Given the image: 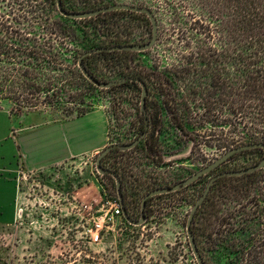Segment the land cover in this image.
<instances>
[{
  "label": "rangeland",
  "instance_id": "374dc122",
  "mask_svg": "<svg viewBox=\"0 0 264 264\" xmlns=\"http://www.w3.org/2000/svg\"><path fill=\"white\" fill-rule=\"evenodd\" d=\"M116 1L151 8L159 23L157 43L141 56L153 71L148 85L150 106L164 104L163 121L156 132L159 145L155 151L143 144L124 158L125 161L130 155L133 160L131 167L134 174L128 177L127 182L133 193L132 186L141 181L157 183L158 187L173 185L232 148L229 123H202L203 117L208 120L216 115L224 120L231 117L225 87L216 93L209 76H199L201 85L196 87L186 86L180 81V84L174 85L160 82L157 76L160 72L164 73L166 67L172 71L194 64H198L199 68L206 67L201 65L199 57L190 53L191 47L198 41L181 31L190 30L193 19L190 18L187 24L177 22L178 18H183L184 12H191V15L206 23L218 26L223 23L221 26H224L229 18V7L225 0L220 3L217 0H169L174 1L177 9L178 13L174 15L167 0ZM39 3L40 0H0V10L15 14L22 12V8L36 9ZM108 21L116 22L118 28H122L119 33L130 42H147L151 38L152 25L148 16L118 13ZM200 74L202 71L197 75ZM84 95L87 108L105 113L106 146L131 142L140 135L143 123L140 83L103 89L90 87L85 89ZM64 97L65 100L69 98L68 95ZM89 103L93 106L90 107ZM175 104L180 115L174 113ZM189 104L193 105L192 113L188 115L186 129H181L178 124ZM211 105L214 109H208ZM78 106L68 101L57 108L47 106L15 112L7 103L0 109V114L16 122V127L13 126L10 133L16 137L22 128L20 124L31 112L43 114L49 122L75 116L76 113L66 116V109H76ZM169 106H173L172 112ZM102 150L82 153L41 170L27 168L22 155H16V171L10 178L11 184L0 183V264H197L188 238L187 221L192 207L217 170L179 191L154 197L146 205V212L150 213L146 221L135 225L124 215L113 214L119 196L116 180L104 176L96 167L97 157ZM117 158L123 161L115 156L110 161ZM258 158L256 153H240L223 163L220 170L244 168ZM262 191L264 182L252 192L262 198ZM252 195L229 200L227 207L238 209L237 217H231L225 210L221 220L213 215L214 224L221 221L225 229L238 228V236L242 239L248 238L249 231L262 236L264 215H259L253 221L245 220L248 211L257 210L256 199ZM135 201L132 217L139 219L142 198ZM260 203L264 205L262 201ZM97 229L99 235L95 238ZM208 230L206 233L200 231L197 235L204 259L207 264H225L227 250H210Z\"/></svg>",
  "mask_w": 264,
  "mask_h": 264
},
{
  "label": "trees",
  "instance_id": "16d2710c",
  "mask_svg": "<svg viewBox=\"0 0 264 264\" xmlns=\"http://www.w3.org/2000/svg\"><path fill=\"white\" fill-rule=\"evenodd\" d=\"M221 1L224 0H217L218 3ZM225 1L229 7V18L224 26H221L223 23L218 26L201 21L191 15V12H184L183 18L177 19L180 24L181 22L187 24L190 18L193 19L190 30L180 28L179 31L198 41L194 47H191L190 53L199 57L201 65L206 67L199 68L198 64H194L195 66H185L175 71L166 67L164 73L157 74L158 80L171 85L183 82L186 86L196 87L201 85L199 76H207V78L209 76L216 93L224 87L227 89L232 115L228 120L222 119L219 115L212 120L203 117L202 123L208 121L218 125L229 123L232 147L255 142L264 143V0ZM62 3L64 9L68 11H85L118 2L62 0ZM167 4L170 5L172 13L177 15L174 1L167 0ZM22 10L20 13L14 12L15 14L3 13L0 10V109H3L7 103L15 112L31 111L47 106L57 108L68 101L80 105L76 109L67 108L66 116L75 113V116H82L91 111L92 109L86 106L84 91L90 87L100 88L82 73L78 65L80 57L93 48L133 43L119 33L122 28H118L116 22L110 23L108 20L118 13L147 16L146 13L133 10L116 9L92 17L75 19L61 14L57 0H40L38 8H22ZM185 18L187 20L183 21L182 19ZM189 32L190 34H187ZM148 52L149 50H101L86 55L83 63L89 72L101 81L129 78L111 88L140 83L130 77L140 78L148 86L153 71L141 56ZM199 71H202V74L197 75ZM194 91L198 90L194 89ZM67 95L69 98L65 100L64 96ZM148 96L149 92L146 112L141 111L143 117L141 133L147 129V121L149 124L146 136L134 148L122 150L115 147L102 159L105 167L121 177L125 208L131 217L136 206L135 199H143L145 194L151 191L150 188L158 187L157 183L141 181L132 186L133 193H131L127 182L128 177L134 174L131 167L133 160L128 155L124 161L127 154L143 144L152 151L158 148L159 136L156 132L161 127L165 106L162 103L153 105L154 107L150 106ZM70 97L74 99L70 100ZM64 102L66 103L63 104ZM88 105L93 106L90 103ZM192 106L189 104L185 116L181 115L182 119L178 124L181 129H186ZM194 106L197 107L198 104ZM174 108V113L179 114L177 104ZM169 109L172 112L173 106H169ZM208 109H214V106L211 105ZM246 152L259 155L253 165L264 157V146L243 150L230 159ZM112 156L120 157L123 161L118 158L110 161ZM222 164L211 172L223 171L220 170ZM103 175L114 178L110 172ZM261 182H264V168L239 176L220 177L214 182L207 198L195 214L192 229L196 239L198 232L206 233L207 229H210L207 232V236L211 239L210 250L216 252L222 248L226 249L228 259L225 264H264V232L262 236H258L249 231L248 238L242 239L238 236V228L225 229L221 221L218 224H214L213 221L214 214L216 219L221 220L220 217L225 210L231 217H237L238 209L232 210L227 207L229 200H239L252 195V191L256 190ZM262 195V198H258L257 194L252 195V198L256 199L257 210L248 211L245 218L247 222L264 215V205L261 206L260 203V201L264 203L263 191ZM156 196L148 198L147 204ZM257 212L259 214H256ZM145 213L147 217L150 215L146 209Z\"/></svg>",
  "mask_w": 264,
  "mask_h": 264
},
{
  "label": "crops",
  "instance_id": "0c3cea01",
  "mask_svg": "<svg viewBox=\"0 0 264 264\" xmlns=\"http://www.w3.org/2000/svg\"><path fill=\"white\" fill-rule=\"evenodd\" d=\"M16 125L0 114V183L6 185L15 174L16 155H22L27 168L41 170L82 153L100 151L107 144V119L98 109L49 122L43 114L31 112L20 124L18 135L12 137Z\"/></svg>",
  "mask_w": 264,
  "mask_h": 264
},
{
  "label": "water",
  "instance_id": "95a60500",
  "mask_svg": "<svg viewBox=\"0 0 264 264\" xmlns=\"http://www.w3.org/2000/svg\"><path fill=\"white\" fill-rule=\"evenodd\" d=\"M57 7H58L59 11L61 12V14H63L64 16L70 17V18H75V19L92 17V16H95V15L100 14L102 12H106V11H110V10H116V9H126V10H133V11H137V12H141V13H146L147 16L150 18L151 23H152V37L147 42H138V43L133 42V43H127V44H115V45H111V46L97 47V48H93V49L86 51L80 57L78 65H79L82 73L86 76V78H88L91 82H93L95 85H97L100 88H111L112 86L120 84L129 78L128 77H122V78L111 79L108 81L99 80L93 74H91V72H89L88 68L83 63V58L86 55L91 54L93 52H98L101 50L146 51V50L153 48L154 45L157 43L158 35H159V23H158V19H157L155 13L149 7L137 5V4H132V3L120 2V3L101 6L98 8L85 10V11H68V10L64 9L62 0H57ZM130 79H133V80L136 79L137 81L140 82V84L142 86L141 111L146 112L147 95L149 92L147 83L140 78L130 77ZM146 120H147V118H146ZM148 128H149V124L147 121V129L145 131H143L136 139L132 140L131 142L112 143V144L106 146L100 152V154L98 155L97 160H96V167L101 174H105L107 172H110L113 174V176L116 180L119 202L123 208V215L130 223L135 224V225H141L147 219V216L145 213V207H146L148 198H150L152 196L159 195V194L174 192V191H177V190L182 189L184 187H187L190 184H192L193 182H195L196 180H198L203 175L208 174L209 172L214 170L217 166H219L223 162L230 159L234 154L241 152L243 150L252 148V147L264 146L263 142H255V143L242 144V145H239L236 147H232L228 151H226L224 154H222L221 156L216 158L213 162L202 167L201 169L197 170L196 172H194L193 174L184 178L183 180H180L177 183L170 185V186H160V187L152 189L147 194H145V196L142 199L141 217L139 219H134L128 214V212L125 208L124 196H123V192H122V179H121V177L117 173H115V172L111 171L110 169H108L107 167H105L103 165L102 159L104 156H106L108 154L109 151H111L115 147H118L122 150L134 148L146 136ZM263 168H264V157L256 164H253V165H250V166H247L244 168H240V169H231V170L221 171V172L214 174L210 178L208 184L206 185L204 192L202 193V195L199 197L197 202L192 207L191 212L189 214L188 221H187V226H186L190 246H191V249H192L194 256L196 258L197 264H206V261L204 259V256L201 252V249L198 245L197 239H196L195 234L193 232L192 223H193L195 214H196L199 206L207 198L214 182L218 178L223 177V176H239V175H243L245 173H250V172H253V171H256L259 169H263Z\"/></svg>",
  "mask_w": 264,
  "mask_h": 264
},
{
  "label": "built area",
  "instance_id": "2783aa9c",
  "mask_svg": "<svg viewBox=\"0 0 264 264\" xmlns=\"http://www.w3.org/2000/svg\"><path fill=\"white\" fill-rule=\"evenodd\" d=\"M113 214H117V215H120L122 216L123 215V211H122V208H121V204L119 201H117L116 205H115V208H114V211H113ZM100 225H98L97 227H99ZM94 237L95 238H98V235H99V231L98 229L94 232Z\"/></svg>",
  "mask_w": 264,
  "mask_h": 264
}]
</instances>
